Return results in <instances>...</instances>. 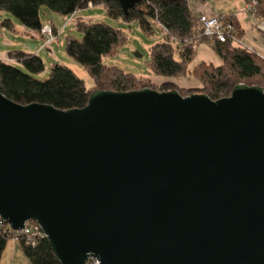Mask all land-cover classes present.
Returning a JSON list of instances; mask_svg holds the SVG:
<instances>
[{
	"label": "water",
	"instance_id": "water-1",
	"mask_svg": "<svg viewBox=\"0 0 264 264\" xmlns=\"http://www.w3.org/2000/svg\"><path fill=\"white\" fill-rule=\"evenodd\" d=\"M0 219L36 221L59 264H264V89L0 92Z\"/></svg>",
	"mask_w": 264,
	"mask_h": 264
},
{
	"label": "trees",
	"instance_id": "trees-1",
	"mask_svg": "<svg viewBox=\"0 0 264 264\" xmlns=\"http://www.w3.org/2000/svg\"><path fill=\"white\" fill-rule=\"evenodd\" d=\"M254 1L256 14L264 19V0ZM89 3L103 6L114 20L136 21L146 35L153 34L154 24L159 25L167 34L164 41L150 47L149 67L156 75L166 78L187 73V65L195 54L192 41L198 35V22L190 11V0H139L126 13L119 0H0V13L6 12L25 28L39 32L43 24L42 6L66 17ZM76 23L81 37H66L67 56L86 68L101 90L106 85L108 91L137 89L136 74L103 61L124 44L123 31L104 22L78 19ZM1 27L10 29L12 20L9 17L1 20ZM174 43L178 44L177 51ZM213 49L220 56L221 64L215 66L203 61L194 68L193 73L202 82L196 90L217 99L227 96L239 83L264 89V60L256 52L228 41L214 42ZM45 68L44 60L35 51L9 49L7 56L0 59V92L21 104L45 103L61 110L80 108L87 103L91 91L69 66L60 62L49 64L48 75L39 78ZM254 78L258 81L252 82ZM6 225L0 219V259L10 239ZM20 247L31 264H59L46 238L38 239L34 245L20 241Z\"/></svg>",
	"mask_w": 264,
	"mask_h": 264
},
{
	"label": "rangeland",
	"instance_id": "rangeland-1",
	"mask_svg": "<svg viewBox=\"0 0 264 264\" xmlns=\"http://www.w3.org/2000/svg\"><path fill=\"white\" fill-rule=\"evenodd\" d=\"M197 1L198 0H190V11L192 14H196L197 16L199 14V10H202L209 16L213 15L205 12L208 9L210 1H207V5L206 3L204 4L201 2L199 4ZM213 2L217 6H227L230 12L243 9V12L253 20L264 21L262 17L256 14V1L254 0L250 2H246L245 0H214ZM216 16L219 17L221 29L225 28V32L222 34L224 40L219 42L228 41L234 45L245 47L246 49L257 53V51L253 50L252 47L244 42L243 37L246 33L245 29H241V26L233 15ZM6 17H9L12 20L13 26L10 29L7 27L0 28V59L7 56V49L35 51L37 55L44 60L46 65L44 72L38 76L39 78H44L48 75L49 63H47L44 58V56H48L56 60L58 63L60 62L69 66L72 71L83 80L85 86L90 91L101 89L94 82V79L90 76L87 69L68 57L64 51L67 36L77 39L81 37V33L76 30V22L78 19L104 22L123 31L125 35L124 44H122L118 49H115L114 53L104 58L103 61L106 64L119 67L126 72L136 74L137 89L148 87L157 91L176 90L182 96H187L193 93L205 94L200 90H196L202 86V82L196 74L193 73L194 68L200 62H203L201 60H204V62L207 63H212L215 66L221 64L220 56L213 49V43L216 42L217 39L215 36H206L199 24L197 25L198 35L192 41L194 44L195 54L191 62L187 65V73L174 78H166L156 75L148 65L150 47L154 43L164 41V36L167 34L166 31L161 29L157 24L153 25V34L146 35L140 30L136 21L124 22L120 19L114 20L107 15L103 6H93L90 3L86 6V8L78 10L74 14L66 17L49 10L45 6H42L40 8V19L41 22H44L42 24L44 28L41 27L42 30L39 32L25 29L21 26L18 20L6 12L0 13V21ZM255 31L257 30L254 28L253 32H250V35L253 36ZM4 42L10 43L9 45L4 46ZM31 45H34V47H31ZM173 45L177 51L178 44L174 43ZM259 56H261L264 60V56ZM257 81L258 78H254L252 82ZM104 87V90H110L107 88V85ZM166 87L169 88L167 89ZM230 93L227 96H229ZM27 222L32 225L34 221L29 220ZM0 264H31L21 250L20 241L13 237V235H11L10 239L7 241L6 247L0 259Z\"/></svg>",
	"mask_w": 264,
	"mask_h": 264
},
{
	"label": "built area",
	"instance_id": "built-area-1",
	"mask_svg": "<svg viewBox=\"0 0 264 264\" xmlns=\"http://www.w3.org/2000/svg\"><path fill=\"white\" fill-rule=\"evenodd\" d=\"M196 18L199 26H201L206 36L209 37L215 36L217 41L224 40L222 34L223 32H225L224 30L225 28L221 29L218 16L216 15L209 16L208 14L204 13L202 10H199V14L196 16ZM42 28L44 27L42 26ZM1 221L4 222L2 219ZM6 228L10 230L9 231L10 236L13 235V237L18 239V241H22L23 243H26V245H34L38 239L45 238L44 233L42 232L40 226L37 224L36 221H34L32 225L29 224L28 222H25L24 228L18 231L11 229L8 224L6 225ZM88 264H99V262L96 259H90Z\"/></svg>",
	"mask_w": 264,
	"mask_h": 264
},
{
	"label": "crops",
	"instance_id": "crops-1",
	"mask_svg": "<svg viewBox=\"0 0 264 264\" xmlns=\"http://www.w3.org/2000/svg\"><path fill=\"white\" fill-rule=\"evenodd\" d=\"M207 1H210V4H208L209 5L208 9L205 12L213 15H233L237 20V22L239 23V25L241 26V29H245L246 33L243 37L244 42L247 43V45H249L250 47H252L253 50L257 51L259 55L264 56V21L253 20L251 17L247 16L246 13L243 12V9H240L239 11L230 12L229 8H227V6L225 5L222 6L215 5L213 2L214 0H198L197 2H199V4L200 2L204 4L206 3L207 5ZM192 15L196 17V14H192ZM254 28L257 31L254 32L253 36H251L250 32H253ZM9 43L10 42H4V46L9 45ZM31 47H34V45H31ZM8 50L9 49H7V51Z\"/></svg>",
	"mask_w": 264,
	"mask_h": 264
}]
</instances>
